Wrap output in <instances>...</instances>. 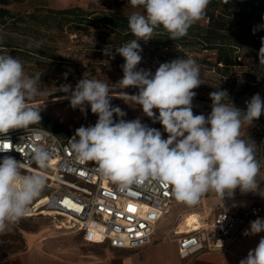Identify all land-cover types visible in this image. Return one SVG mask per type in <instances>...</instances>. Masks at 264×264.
I'll use <instances>...</instances> for the list:
<instances>
[{
  "label": "clouds",
  "instance_id": "obj_1",
  "mask_svg": "<svg viewBox=\"0 0 264 264\" xmlns=\"http://www.w3.org/2000/svg\"><path fill=\"white\" fill-rule=\"evenodd\" d=\"M209 3L210 0H129L132 8L142 9L128 16V27L135 38L103 49L111 59L115 58L113 48L124 58L123 77L115 84L84 77L74 90L71 85L59 88L73 109L79 108L86 115L90 106L98 117L94 126L77 128L70 140L77 162H94L96 171L121 189L145 182L171 187L175 200L189 206L196 205L209 192L223 201L232 197L237 188L242 193H258L260 184L256 177L262 165L256 159L255 142L241 138V128L264 114L261 96L253 95L246 101V111H242L232 102L225 103L229 95L218 89L209 94L211 113L207 117L194 115L193 90L201 84L200 67L194 58L179 57L161 63L154 74L137 67L142 61L140 40L149 41L161 26L172 40L186 36L189 28L204 18ZM261 28L264 24L254 28L253 34ZM261 45L259 64H264V37ZM41 75L42 72L26 75L19 59L0 53V136L10 129L29 130L40 124V110L30 101L42 94L38 87ZM129 87L137 88L138 93L128 95L121 91L120 98L139 105L153 123L159 122L168 133L167 139L139 118L123 119L126 112L111 104L114 90ZM36 140H40L39 134ZM10 145L7 139L0 140V152L10 151ZM30 159L44 170L49 166L51 153L34 142ZM24 167L12 156L0 159V233L28 214L30 205L46 186L43 171L23 174ZM261 232L264 218L258 217L242 235ZM239 264H264V237Z\"/></svg>",
  "mask_w": 264,
  "mask_h": 264
},
{
  "label": "rangeland",
  "instance_id": "obj_2",
  "mask_svg": "<svg viewBox=\"0 0 264 264\" xmlns=\"http://www.w3.org/2000/svg\"><path fill=\"white\" fill-rule=\"evenodd\" d=\"M77 7L88 12L123 15H130L137 10L142 11V9L132 8L129 0H12L11 5L6 8L11 10L16 18L0 20V53H8L19 59L28 76L42 72L38 84L42 94L30 103L41 113L61 124L69 131L68 136H74L76 129L81 126H94L98 117L91 112L90 106H87L86 115L82 114L79 108L73 109L70 106V100L64 98L65 93L59 91L60 86L71 85L74 90L77 82L84 77L101 80L108 84L117 83L123 77L121 66L125 62L124 58L116 54L113 48L112 55L115 58L111 59L104 55L103 49L107 45L118 47L128 42L124 36L103 27H78L69 24L64 25L63 28H46L38 25L29 26L25 21L27 14L39 9L67 10ZM195 24L207 25L205 16ZM156 41L158 40L154 36L147 42L143 41L142 61L137 66L138 69L150 70L154 74L161 63L170 62L179 57L194 58L200 67L201 84L193 90L196 92L192 101L193 111H198L207 117L211 113L212 105L209 94L218 89L227 91L229 98L224 101L225 103L232 102L242 111H246V101H249L253 95L258 93L264 100V64L245 63L244 66L231 70L229 75L223 76L215 67V56L212 52L184 49L176 44L165 47ZM65 73H68L67 78L64 76ZM255 82L259 86L255 87ZM121 91L134 95L138 93V89L129 87L112 92L111 104L119 106L126 112L123 119L139 118L143 124L160 130L162 138L167 139L168 133L164 131L162 125L159 122L153 123L143 114L139 105L130 101L126 103L120 98ZM154 112L158 115V110L154 109ZM114 119L118 118L114 116ZM242 137H250L252 142H255L256 159L262 165L256 177L260 184L258 193H242L237 188L232 197H225L223 201L214 192H209L193 206L174 200L170 212L159 224L160 232L169 228L174 235L176 231L184 230L185 226L198 223L197 217L199 218L200 214L213 215L214 212L227 211L228 207L235 208L238 211L236 213L248 211L256 205L264 208V114L251 125L245 123L242 126ZM216 207L217 210L214 209ZM46 229L55 230L49 216L24 217L18 223L9 224L7 230L0 233V259L23 250L30 234ZM59 237L64 239L60 243L66 247L77 248L83 244L78 237L63 234Z\"/></svg>",
  "mask_w": 264,
  "mask_h": 264
},
{
  "label": "built area",
  "instance_id": "obj_3",
  "mask_svg": "<svg viewBox=\"0 0 264 264\" xmlns=\"http://www.w3.org/2000/svg\"><path fill=\"white\" fill-rule=\"evenodd\" d=\"M37 134L40 135L38 141ZM72 137L58 136L41 126H30L29 130L10 129L0 136V140L10 141L12 147L8 152H0V159L12 156L25 165L23 174L43 171L47 177L44 190L30 205L25 217L48 216L46 212L50 211L54 229L77 234L87 245L105 244L129 250L147 245L173 205L171 187L145 182L142 186L121 189L103 178L94 162L80 164L76 161L70 148ZM34 142L51 153L47 169L40 170L30 159ZM130 206L134 211H129ZM263 211L262 206L256 205L241 213L200 214L199 222L185 233H174L181 257L225 250L226 239L241 234L248 222Z\"/></svg>",
  "mask_w": 264,
  "mask_h": 264
},
{
  "label": "trees",
  "instance_id": "obj_4",
  "mask_svg": "<svg viewBox=\"0 0 264 264\" xmlns=\"http://www.w3.org/2000/svg\"><path fill=\"white\" fill-rule=\"evenodd\" d=\"M11 3L12 0H0V20L16 18V15L6 8ZM128 16L120 13L88 12L77 7L67 10L39 9L27 14L25 21L29 26L46 28H63L69 24L78 27H103L131 41L135 37L128 27ZM205 18L207 25L193 24L187 35L182 38L170 39L169 33L162 26L155 29L153 36L157 38L158 44L165 47L176 44L184 49L212 52L215 56V67L223 76L229 75L231 70L242 67L245 63H259L258 52L262 46L264 28L257 30L255 34L253 29L264 24V0H210ZM139 43L142 45L143 41L140 40ZM254 86L259 84L255 82ZM193 113L201 114L198 111ZM40 115V124L32 126L44 127L58 136H68L69 131L61 124L46 114L40 112ZM242 138L252 142L250 137Z\"/></svg>",
  "mask_w": 264,
  "mask_h": 264
},
{
  "label": "crops",
  "instance_id": "obj_5",
  "mask_svg": "<svg viewBox=\"0 0 264 264\" xmlns=\"http://www.w3.org/2000/svg\"><path fill=\"white\" fill-rule=\"evenodd\" d=\"M214 209L217 210V207ZM226 210L231 213L238 212L232 207H228ZM217 213L219 212H214L213 215ZM257 218L251 219L243 232L249 229L250 222ZM259 218H264V211ZM197 219L199 218L197 217ZM193 225L185 226L184 230L178 229V233H185ZM181 226L183 227V225ZM55 230L46 229L30 234L25 248L0 259V264H239V261L246 258L248 252L254 249L259 240L264 237V232L247 237L242 235V232L235 237L226 239L225 250L204 251L188 258H182L178 241L172 234V230L168 228L160 232L159 225L147 245L133 250L114 249L105 244L87 245L83 242L77 248L66 247L60 243L64 240L59 237L62 234L81 238L74 233Z\"/></svg>",
  "mask_w": 264,
  "mask_h": 264
},
{
  "label": "bare ground",
  "instance_id": "obj_6",
  "mask_svg": "<svg viewBox=\"0 0 264 264\" xmlns=\"http://www.w3.org/2000/svg\"><path fill=\"white\" fill-rule=\"evenodd\" d=\"M43 203H45V201H43V202H40V204L38 205V207L40 208L42 205H43ZM170 212V210L167 212V214ZM46 215H52V212H50V211H48V212H46ZM191 220V219H190ZM196 221V220H195ZM189 223V222H188ZM194 224H197V223H194ZM182 229V228H181Z\"/></svg>",
  "mask_w": 264,
  "mask_h": 264
},
{
  "label": "snow or ice",
  "instance_id": "obj_7",
  "mask_svg": "<svg viewBox=\"0 0 264 264\" xmlns=\"http://www.w3.org/2000/svg\"><path fill=\"white\" fill-rule=\"evenodd\" d=\"M6 147H8V145H6ZM129 211H134V209L130 206Z\"/></svg>",
  "mask_w": 264,
  "mask_h": 264
}]
</instances>
